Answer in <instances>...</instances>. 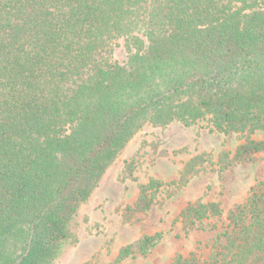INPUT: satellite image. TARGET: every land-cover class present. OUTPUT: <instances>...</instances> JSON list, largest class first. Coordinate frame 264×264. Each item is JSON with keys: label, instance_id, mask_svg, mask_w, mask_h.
<instances>
[{"label": "trees", "instance_id": "obj_1", "mask_svg": "<svg viewBox=\"0 0 264 264\" xmlns=\"http://www.w3.org/2000/svg\"><path fill=\"white\" fill-rule=\"evenodd\" d=\"M200 120L236 135L237 163L264 157L252 137L264 132V0H0V264H57L136 131ZM159 186L140 184L132 212ZM220 213L197 201L181 218L189 229ZM163 236L143 234L116 262ZM168 264H264V178L229 209L208 257Z\"/></svg>", "mask_w": 264, "mask_h": 264}, {"label": "rangeland", "instance_id": "obj_2", "mask_svg": "<svg viewBox=\"0 0 264 264\" xmlns=\"http://www.w3.org/2000/svg\"><path fill=\"white\" fill-rule=\"evenodd\" d=\"M113 57L126 61L123 39ZM252 137L264 138V132ZM238 144L234 133L212 132L208 120L190 126L180 122L144 125L80 209L75 223L77 243L57 264H168L176 255L208 257L229 209L244 202L249 189L264 178V157L244 163L233 160ZM149 179L160 181L153 202L147 211L133 213L139 185ZM197 201L216 202L221 213L203 227L188 229L181 212ZM156 231L164 236L148 254L116 262L122 246Z\"/></svg>", "mask_w": 264, "mask_h": 264}]
</instances>
